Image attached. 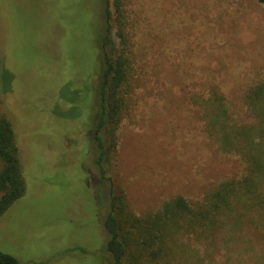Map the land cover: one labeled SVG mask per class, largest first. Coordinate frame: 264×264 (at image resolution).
<instances>
[{
	"label": "rangeland",
	"instance_id": "obj_1",
	"mask_svg": "<svg viewBox=\"0 0 264 264\" xmlns=\"http://www.w3.org/2000/svg\"><path fill=\"white\" fill-rule=\"evenodd\" d=\"M0 43L12 79L0 102L27 184L0 219V251L19 264H111L103 224L110 184L97 191L101 145L115 193L138 217L178 197L197 205L246 174L202 106L218 90L232 124L258 121L245 100L264 85L259 0H0ZM120 56L127 78L110 140L99 96L106 58ZM234 229L209 240L176 235L167 264H264L255 229Z\"/></svg>",
	"mask_w": 264,
	"mask_h": 264
},
{
	"label": "trees",
	"instance_id": "obj_2",
	"mask_svg": "<svg viewBox=\"0 0 264 264\" xmlns=\"http://www.w3.org/2000/svg\"><path fill=\"white\" fill-rule=\"evenodd\" d=\"M259 2L264 6V0ZM105 9L110 19L109 5ZM105 39L108 45L111 42L109 32ZM3 62L0 43V92L9 93L12 79ZM126 66L121 56L106 58L105 80L99 96L102 109L99 124L107 129L110 140L115 139L116 126L122 117L123 107L118 95L127 78ZM245 101L258 121L243 126L232 124L225 97L218 90H214L211 98L203 103L208 129L221 148L239 154L247 167L241 179L222 182L197 205L178 197L165 203L154 214L133 215L125 204L123 192L116 194L108 177L105 161L109 151L104 145L99 146L96 162L100 177L98 195L105 185L110 184L111 205L103 224L111 264H167L173 252L172 239L176 235L193 234L209 240L227 225L234 230L249 225L264 240V85L254 87ZM22 160L13 122L0 102V219L26 194ZM0 264H19V261L0 251Z\"/></svg>",
	"mask_w": 264,
	"mask_h": 264
},
{
	"label": "flooded vegetation",
	"instance_id": "obj_3",
	"mask_svg": "<svg viewBox=\"0 0 264 264\" xmlns=\"http://www.w3.org/2000/svg\"><path fill=\"white\" fill-rule=\"evenodd\" d=\"M98 122H100V117H99V121Z\"/></svg>",
	"mask_w": 264,
	"mask_h": 264
}]
</instances>
